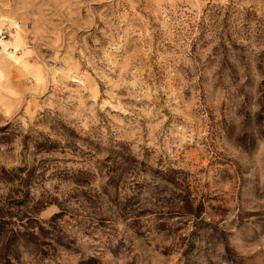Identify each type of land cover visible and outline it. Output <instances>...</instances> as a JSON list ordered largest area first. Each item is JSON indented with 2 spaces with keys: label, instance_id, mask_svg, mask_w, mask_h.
Listing matches in <instances>:
<instances>
[{
  "label": "clouds",
  "instance_id": "9594fccd",
  "mask_svg": "<svg viewBox=\"0 0 264 264\" xmlns=\"http://www.w3.org/2000/svg\"><path fill=\"white\" fill-rule=\"evenodd\" d=\"M0 264H264V0H0Z\"/></svg>",
  "mask_w": 264,
  "mask_h": 264
}]
</instances>
